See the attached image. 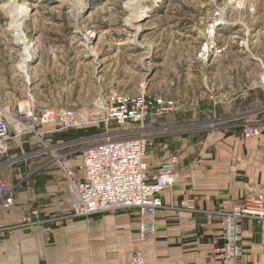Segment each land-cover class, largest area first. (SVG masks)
Here are the masks:
<instances>
[{
    "label": "rangeland",
    "instance_id": "1",
    "mask_svg": "<svg viewBox=\"0 0 264 264\" xmlns=\"http://www.w3.org/2000/svg\"><path fill=\"white\" fill-rule=\"evenodd\" d=\"M143 88L179 105L147 120L151 136L263 122L264 0H0V102L10 110L28 89L49 106L89 107ZM94 127L84 146L106 132Z\"/></svg>",
    "mask_w": 264,
    "mask_h": 264
},
{
    "label": "crops",
    "instance_id": "2",
    "mask_svg": "<svg viewBox=\"0 0 264 264\" xmlns=\"http://www.w3.org/2000/svg\"><path fill=\"white\" fill-rule=\"evenodd\" d=\"M249 121L204 133L152 135L149 176L163 164L167 142L180 153V178L163 192L157 233L146 242L139 236L136 208L71 216L73 186L59 160L35 136L14 140L0 155V182L6 181L14 194L10 205L0 197V227H10L0 236V264H121L137 250L144 251L148 264H235L219 251L221 213L248 194H264V121L259 134L247 137L242 129ZM86 136L68 130L47 136L48 144H61L63 160L77 177L82 176ZM25 151L29 156L13 163ZM36 209L40 223L25 224ZM55 215L65 218L47 222ZM243 243L242 264H264V219L244 220Z\"/></svg>",
    "mask_w": 264,
    "mask_h": 264
},
{
    "label": "built area",
    "instance_id": "3",
    "mask_svg": "<svg viewBox=\"0 0 264 264\" xmlns=\"http://www.w3.org/2000/svg\"><path fill=\"white\" fill-rule=\"evenodd\" d=\"M10 109V106L0 102V155L8 152L14 140L35 136L43 150L53 152L73 186L71 216L88 217L122 208H136L141 241L146 242L157 233V213L164 207L162 194L177 184L180 178L177 167L180 153L171 151L169 143L164 142V162L157 174L150 177L146 156L152 136L145 133V123L154 115L161 116L178 110L179 105L175 100L151 98L143 88L135 96L117 94L110 100L100 97L89 107H57L39 102L32 90L28 89L25 98L16 104V111ZM112 122L118 126L132 122L137 124V128H112ZM99 124L106 128V132L101 139L85 146L79 168L82 176L77 177L75 170L63 160L61 145L47 143L48 133ZM262 126V122L253 120L245 123L242 130L250 137L259 134ZM129 132L135 135L125 136ZM13 195L8 183L1 181L0 197L7 205L13 203ZM38 216L39 210L36 209L32 211V217H25L23 222L27 225L38 224ZM63 218L55 215L47 222L53 224ZM246 218L264 219V194H248L240 204L221 213L223 244L219 251L223 258L231 259L235 264H242L247 254L243 243ZM9 229L0 227V236ZM121 264L148 262L144 251L137 250L129 261Z\"/></svg>",
    "mask_w": 264,
    "mask_h": 264
},
{
    "label": "bare ground",
    "instance_id": "4",
    "mask_svg": "<svg viewBox=\"0 0 264 264\" xmlns=\"http://www.w3.org/2000/svg\"><path fill=\"white\" fill-rule=\"evenodd\" d=\"M134 3H129L128 4V8L132 9L133 8ZM18 9V8H17ZM25 10H23V8H19V10H17L13 16V23L12 26L13 28L17 31L16 33V39L18 42H23L22 41V33L20 32L21 29V22L20 20L22 19L23 16H25ZM79 13H77L76 18H78ZM25 40V39H24ZM25 42V41H24ZM30 49V48H29Z\"/></svg>",
    "mask_w": 264,
    "mask_h": 264
},
{
    "label": "trees",
    "instance_id": "5",
    "mask_svg": "<svg viewBox=\"0 0 264 264\" xmlns=\"http://www.w3.org/2000/svg\"><path fill=\"white\" fill-rule=\"evenodd\" d=\"M71 132V131H75L77 132L78 134H83V135H92V134H95L97 132H99V128L98 127H94V126H89V127H86V128H77V129H70L68 130V132Z\"/></svg>",
    "mask_w": 264,
    "mask_h": 264
}]
</instances>
